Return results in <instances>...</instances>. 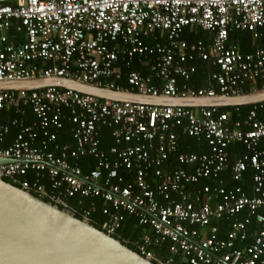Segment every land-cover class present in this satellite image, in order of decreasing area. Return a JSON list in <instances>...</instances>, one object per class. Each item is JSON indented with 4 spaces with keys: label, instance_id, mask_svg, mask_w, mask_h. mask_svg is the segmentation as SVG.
Returning a JSON list of instances; mask_svg holds the SVG:
<instances>
[{
    "label": "built area",
    "instance_id": "obj_1",
    "mask_svg": "<svg viewBox=\"0 0 264 264\" xmlns=\"http://www.w3.org/2000/svg\"><path fill=\"white\" fill-rule=\"evenodd\" d=\"M14 27L23 41L10 36ZM263 27L264 0H0V80L55 75L125 89V79L130 89L155 95L239 94L258 81L264 88V46L243 52L229 43L230 32L249 30L257 41ZM187 28L208 39L188 41ZM136 57L149 64V74L132 68ZM197 58L217 67L213 85L188 84ZM258 104L231 124L230 112L217 106H155L56 86L0 90V158L7 160L0 177L89 222L101 212V229L114 236L133 216L147 228L133 241L136 250L157 264H264V103ZM4 111L19 117L3 122ZM29 112L35 120L28 124ZM66 119L74 144L58 142ZM13 126L20 130L6 144ZM177 126L207 139L209 151L177 154ZM104 128L115 138L108 149L101 147ZM235 142L248 152L233 162V177L242 180L251 166L252 193L222 181L201 185L229 167ZM85 157L95 160L89 171L78 163ZM215 220H230L227 236Z\"/></svg>",
    "mask_w": 264,
    "mask_h": 264
},
{
    "label": "water",
    "instance_id": "obj_2",
    "mask_svg": "<svg viewBox=\"0 0 264 264\" xmlns=\"http://www.w3.org/2000/svg\"><path fill=\"white\" fill-rule=\"evenodd\" d=\"M73 89L155 106L238 107L264 102V88L239 94L168 96L112 89L66 76L0 80V90ZM0 158V163L6 162ZM0 264H157L114 235L0 177Z\"/></svg>",
    "mask_w": 264,
    "mask_h": 264
},
{
    "label": "trees",
    "instance_id": "obj_3",
    "mask_svg": "<svg viewBox=\"0 0 264 264\" xmlns=\"http://www.w3.org/2000/svg\"><path fill=\"white\" fill-rule=\"evenodd\" d=\"M262 31L264 33V27L262 28ZM183 38L187 39L190 42L199 40L201 38L207 40L208 33L203 30L190 31V28H187L183 33ZM23 40L24 39L21 35L17 36L18 42ZM147 42L152 43L154 42V40L149 39ZM229 43L238 44L243 52H252L255 50L256 47V45L254 44L252 32L249 30H232L229 36ZM256 43L259 46H264V38L258 39ZM193 64H195L196 70L192 74V78L191 80L188 81V84L194 88L213 85V83L210 80L211 72L217 70V67L209 64L207 61L202 60L201 58H197L196 60H194ZM132 68L136 70H140L144 74L150 73L149 64L139 57H136L134 59ZM180 81L182 83L185 80L183 78H180ZM119 83L123 88H131V86L127 84L125 79L121 80ZM262 86L263 83L261 81L256 82L253 87L251 84H246L243 88V92L252 91L254 89H261ZM258 106H260V104H258ZM253 107L254 105H242L238 107L228 106V107H220V110L230 112V123L233 124L243 119L245 116H247V114L250 112V110ZM8 117L9 119H11V117H19V115L13 111H4L1 114V120H3V122L8 121L9 120ZM25 120L26 123L29 124L35 120V117L31 112H29L25 116ZM72 127H73L72 122L66 119L64 128L58 131V142L60 144H65V143L74 144L73 134L71 131ZM19 130L20 129L17 126L11 127L9 134L7 135L6 144H9L11 140L15 138ZM175 131L177 132L179 138V149L177 151V154L180 152L202 153L209 151V144L207 139L205 138L198 139L196 137L190 136L185 132H183V129L180 126H177L175 128ZM100 138L102 141L101 147H103L104 149H108L115 144V138L112 135V128H104L100 133ZM260 146L261 148H264V139L261 140ZM229 152H230V165L225 171L221 173L220 178L203 179L202 184L203 185L209 184L213 188L214 186H216V184L222 181L227 188H233L237 185H242L248 193H252L253 177L255 174L254 169L251 166H249L244 173L243 179L235 180L231 168L233 162H235V160L238 157L248 152L247 148L242 143L235 142L230 145ZM170 162L171 165L173 166L177 165L176 154L171 155L169 163ZM78 163L83 167L84 170L89 171L95 165V160L93 159V157H85V158H81L78 161ZM77 216L82 217L80 214H77ZM104 218L105 217L101 212H96L94 214L93 219L91 220V223L96 227L101 228V222L103 221ZM214 223L217 224V226L219 227L220 236L221 237L227 236V233L229 232L230 229V220H215ZM251 227H253L254 229L259 228V224L256 223L255 219ZM145 231H147V228L139 225L136 218H134L133 216H128L120 232L121 235L116 234L115 236L120 240H122L124 243L131 246L132 248L137 249L133 241L139 238L140 236H142ZM161 250L163 251L164 254H167V251L165 249H161ZM175 264H186V263H181V261H178Z\"/></svg>",
    "mask_w": 264,
    "mask_h": 264
},
{
    "label": "crops",
    "instance_id": "obj_4",
    "mask_svg": "<svg viewBox=\"0 0 264 264\" xmlns=\"http://www.w3.org/2000/svg\"><path fill=\"white\" fill-rule=\"evenodd\" d=\"M8 1H9V2H12V3L15 2V0H8ZM18 35H21V36L23 37V39L25 38V36L23 35V33L20 32V31H17V29H16L15 27H14L13 29L10 30V36H11V37H14V38L17 39V36H18ZM256 42H257V41H254V44H255V45H257ZM202 180H203V179H202ZM202 180H201V183H200L201 185H203V184H202ZM217 185H218V184H216V186H217ZM214 187H215V186H214ZM214 187H213V188H214ZM158 249H159V248H158Z\"/></svg>",
    "mask_w": 264,
    "mask_h": 264
}]
</instances>
